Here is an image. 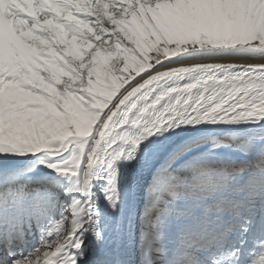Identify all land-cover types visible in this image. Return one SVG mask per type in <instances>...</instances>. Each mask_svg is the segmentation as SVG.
I'll return each mask as SVG.
<instances>
[{"label": "snow or ice", "instance_id": "6c2138e0", "mask_svg": "<svg viewBox=\"0 0 264 264\" xmlns=\"http://www.w3.org/2000/svg\"><path fill=\"white\" fill-rule=\"evenodd\" d=\"M0 264H264V0H0Z\"/></svg>", "mask_w": 264, "mask_h": 264}]
</instances>
